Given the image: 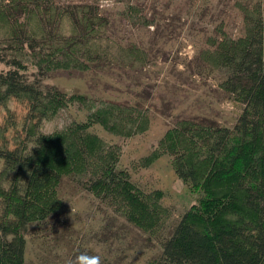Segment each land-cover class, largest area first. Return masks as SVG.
I'll return each mask as SVG.
<instances>
[{
  "label": "trees",
  "instance_id": "trees-1",
  "mask_svg": "<svg viewBox=\"0 0 264 264\" xmlns=\"http://www.w3.org/2000/svg\"><path fill=\"white\" fill-rule=\"evenodd\" d=\"M116 1L123 3L117 14L131 26H156L144 3ZM250 6L244 32L216 31L207 51L225 72L223 88L242 104L234 124L178 118L159 139L175 175L199 195L165 231L156 216L160 192L151 202L118 165L121 145L90 130L98 125L121 137L146 130L153 107L144 89L137 101H118L44 82L55 70L142 69L144 46L115 36V22L98 0H0V62L6 67L0 70V108L10 98L24 108V134L14 142L4 132L18 118L0 124V264H25L28 228L61 209L65 177L136 229L161 233L153 264H264V0ZM71 104L85 112L84 120L37 140L40 122Z\"/></svg>",
  "mask_w": 264,
  "mask_h": 264
},
{
  "label": "rangeland",
  "instance_id": "rangeland-1",
  "mask_svg": "<svg viewBox=\"0 0 264 264\" xmlns=\"http://www.w3.org/2000/svg\"><path fill=\"white\" fill-rule=\"evenodd\" d=\"M98 1L115 22V36L144 46V68L133 66L127 74L123 73L127 66L118 64L102 70H55L44 82L69 94L79 92L118 101H137L144 89L146 103L153 107L146 130L130 137L111 135L98 125L90 130L107 144L121 145L118 165L129 171L138 188L150 194L151 202L160 192L156 216L166 231L199 195L175 175L171 156L159 152V139L178 118L202 116L221 125L234 124L242 104L223 88L225 72L207 51H211L216 31L232 36L244 32V14L258 0H139L156 22V26L139 29L117 14L123 3ZM2 22L0 36L4 31ZM65 25L69 27V22L65 21ZM5 68L0 62V70ZM23 114L24 108L16 99L10 98L0 108V124L10 115L18 118L16 126L4 132L10 143L24 134L20 118ZM58 114L71 122L85 117V112L72 104L48 119ZM1 166L0 160V169ZM58 193L61 209L48 221L28 228L25 264H68L81 252L99 253L103 264H153L160 250L161 233L136 229L119 210L101 203L68 177L63 179Z\"/></svg>",
  "mask_w": 264,
  "mask_h": 264
},
{
  "label": "clouds",
  "instance_id": "clouds-1",
  "mask_svg": "<svg viewBox=\"0 0 264 264\" xmlns=\"http://www.w3.org/2000/svg\"><path fill=\"white\" fill-rule=\"evenodd\" d=\"M70 126L71 120L59 114L52 119L44 118L39 125L37 140H39L40 137H55L57 133L64 132ZM33 148H36V146L34 145L31 147V153ZM5 186H10V179L6 178ZM68 264H103V261L99 253L88 254L87 252H81L75 255L73 259H70Z\"/></svg>",
  "mask_w": 264,
  "mask_h": 264
}]
</instances>
